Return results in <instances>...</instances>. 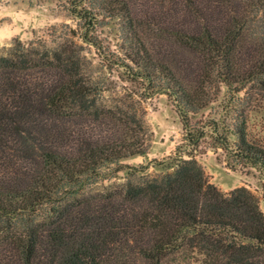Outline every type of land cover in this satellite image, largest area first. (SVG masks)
<instances>
[{
    "label": "trees",
    "instance_id": "16d2710c",
    "mask_svg": "<svg viewBox=\"0 0 264 264\" xmlns=\"http://www.w3.org/2000/svg\"><path fill=\"white\" fill-rule=\"evenodd\" d=\"M69 2L83 34L65 25L55 47L16 40L0 55V264H264L259 199L221 192L196 160L210 138L264 175L243 108L264 96V0H94L123 21L116 66L141 90L111 106L79 43L97 47L94 11ZM223 85L224 117L194 123ZM158 94L184 131L174 170L85 193L102 168L148 154L143 101Z\"/></svg>",
    "mask_w": 264,
    "mask_h": 264
},
{
    "label": "rangeland",
    "instance_id": "374dc122",
    "mask_svg": "<svg viewBox=\"0 0 264 264\" xmlns=\"http://www.w3.org/2000/svg\"><path fill=\"white\" fill-rule=\"evenodd\" d=\"M69 1L0 0V55L5 54L16 40L24 43L42 40L48 46L55 47L62 41L65 25L83 34V22L70 13ZM83 6L92 9L96 16L89 35L97 43V47L82 40L79 43L84 46L88 59L87 74L101 82L103 104L111 106L125 91L131 90L141 95L140 86L131 83L123 68L116 66V60L124 55L123 21L98 9L94 0H84ZM230 97V90L223 85L218 100L193 116V122L206 123L212 119H222L225 115L223 106ZM238 97L243 98L244 94L241 93ZM143 106L147 111L145 121L150 132L148 154L102 168L101 176L85 188V193L103 192L105 189L124 185L128 180L139 182L143 177L163 176L174 170L178 158L187 151L183 127L173 102L166 95L158 94L144 100ZM243 108L247 111L249 139L264 146V96L255 97L250 106ZM178 147L181 148L177 150ZM203 147L207 149V153L197 154L196 160L203 167L209 182L223 193L240 187L247 188L259 199L264 212L262 172L259 169L233 165L228 154L214 147L210 138L204 141ZM184 158L187 159L186 156ZM119 167L123 171L117 172Z\"/></svg>",
    "mask_w": 264,
    "mask_h": 264
}]
</instances>
